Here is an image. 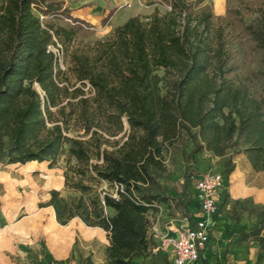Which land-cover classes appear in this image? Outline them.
I'll list each match as a JSON object with an SVG mask.
<instances>
[{"label":"trees","instance_id":"obj_1","mask_svg":"<svg viewBox=\"0 0 264 264\" xmlns=\"http://www.w3.org/2000/svg\"><path fill=\"white\" fill-rule=\"evenodd\" d=\"M159 1L171 10L130 17L105 38L71 51V69L80 83L75 102H64L69 86L61 84L64 71L49 46L55 38L70 43L87 36V23L63 9L62 0L0 4V163L25 164L24 171L31 172L37 163L54 168L64 160L66 169L76 166L115 188L81 214L90 227L71 220V204L58 190L47 194L44 230L57 253L77 239L105 263L137 264L147 253L172 263L167 253L155 251L149 212L168 202L156 189L158 172L166 170L165 145L183 132L194 143L191 158L202 150L218 157L243 152L255 170H264V0H257L256 9L248 4L257 13L249 21L238 9L217 16L200 0ZM40 15H67L75 23H44ZM73 116L81 136L68 133ZM227 166L231 171V159ZM51 172L43 174L44 180L50 177L47 192L59 187ZM201 175L187 202L197 208L191 225L201 213L196 201ZM73 186L82 193L89 188L82 181ZM93 227L106 231L107 248ZM256 235L264 249V208Z\"/></svg>","mask_w":264,"mask_h":264},{"label":"rangeland","instance_id":"obj_2","mask_svg":"<svg viewBox=\"0 0 264 264\" xmlns=\"http://www.w3.org/2000/svg\"><path fill=\"white\" fill-rule=\"evenodd\" d=\"M4 0H0V4ZM118 7L115 12L117 17L112 20V25L121 24L127 16L147 17L156 9L161 14L171 10V7L159 0H129L131 6H125V0H117ZM209 4L217 16L224 17L229 9H238L241 19L249 21L257 13H251L248 4L256 9L257 0H200ZM112 15V16H113ZM111 15L97 24L87 23L85 37L77 36L70 43H63L56 38L54 50L59 45V64L64 74L60 78L62 85L69 86L70 93L64 96V102L76 101L75 89L80 83L77 81L74 71L71 69L70 53L80 45L94 42L97 39L110 35ZM46 23L55 21L59 25L69 26L72 22L64 15L62 18L53 15H40ZM106 20V22H105ZM235 39H239L238 33H232ZM244 47V45H243ZM247 56L251 55V47H244ZM244 53V50H241ZM247 60V66H254ZM85 90L89 91L86 87ZM83 130L77 124L75 116L68 127V133L72 136L83 135ZM114 140V139H112ZM111 146V144H110ZM194 143L186 132L174 142L167 143L164 147V162L166 170L158 172V180L161 187L157 191L168 198L167 203L158 205V211H150L152 226L164 227L171 222L183 225L191 221L197 208L187 202L194 193V181L197 175L207 172H221L225 177L222 188V204L220 228L212 236L209 249L205 253L206 264H264V249L257 240V230L264 208V170H255L249 162L246 154L235 152L223 157L214 156L207 150H202L191 158L190 152ZM231 159L232 170L229 171L227 163ZM24 165L20 163H0V264H92L89 259H83L80 255L78 240H73L70 245L71 253L68 255L57 254L52 250L49 238L44 230L43 210L48 207L47 194L51 197L53 190H58L60 195L66 198L75 216L71 219L87 226L81 218L85 210L102 202L105 192L114 193L115 188L107 182L97 183L91 172L83 173L72 166L66 169L64 160L54 168H49L48 162L37 163L31 172L24 171ZM9 166V170L1 175V169ZM51 172L59 187L53 186L48 192L50 177L44 180L43 174ZM75 181H82L89 188L82 193L73 186ZM52 207V203H50ZM109 215L113 214L110 208H106ZM70 220V221H71ZM57 223L62 225L58 222ZM69 221V222H70ZM137 264H172L169 259L160 253H147L137 260Z\"/></svg>","mask_w":264,"mask_h":264},{"label":"built area","instance_id":"obj_3","mask_svg":"<svg viewBox=\"0 0 264 264\" xmlns=\"http://www.w3.org/2000/svg\"><path fill=\"white\" fill-rule=\"evenodd\" d=\"M125 6H131L129 0L124 1ZM72 24L75 22L69 19ZM56 40V38H55ZM54 50V44L49 46L58 61L60 60V47ZM225 184V177L221 172H207L196 181V201L201 213L191 225L186 221L183 225L170 224L166 230L158 231L152 226V233L158 242L155 251L161 250L168 254L172 264H199L202 251L210 243L216 229V218L219 214L220 193Z\"/></svg>","mask_w":264,"mask_h":264},{"label":"crops","instance_id":"obj_4","mask_svg":"<svg viewBox=\"0 0 264 264\" xmlns=\"http://www.w3.org/2000/svg\"><path fill=\"white\" fill-rule=\"evenodd\" d=\"M62 1H63V9L66 8L69 9V12L72 15V17L78 18L82 21H85L86 23H92V24H97L98 22L103 21L110 15V13H112L118 7L117 0H62ZM120 11L115 12V14L111 17L110 19L111 25L109 26L110 27L109 32L113 31L114 28L117 27L118 25H121L124 22H126L130 17H133V16L130 17L127 16L124 18V20H122V22H120L121 24L118 25L116 24L113 26L112 20H114L117 17ZM170 224H175V223L171 222ZM170 224L164 227H161L160 225L157 226L155 225V228L158 231H164ZM93 228H94L93 233L99 238V240H101V242L104 243L105 247L107 248L109 241L107 239L106 231L100 227H93ZM209 245L210 243L207 245L206 249L202 251V258L199 264L207 263L206 262L207 257L205 253L209 249ZM70 248L71 247L69 245L64 251L60 252L59 254L68 255L69 253H71ZM78 250L80 255L83 257V259H89L92 262V264H111V259L109 263H105L104 261L95 258L94 255L91 253V251H89V249L87 250L86 247L84 248L80 246V244Z\"/></svg>","mask_w":264,"mask_h":264}]
</instances>
